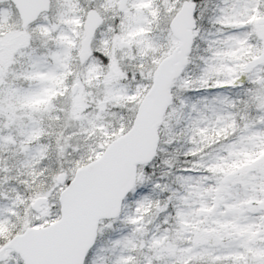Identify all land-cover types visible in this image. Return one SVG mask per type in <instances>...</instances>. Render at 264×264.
I'll list each match as a JSON object with an SVG mask.
<instances>
[{"label":"snow or ice","instance_id":"1","mask_svg":"<svg viewBox=\"0 0 264 264\" xmlns=\"http://www.w3.org/2000/svg\"><path fill=\"white\" fill-rule=\"evenodd\" d=\"M0 264H264V0H0Z\"/></svg>","mask_w":264,"mask_h":264}]
</instances>
